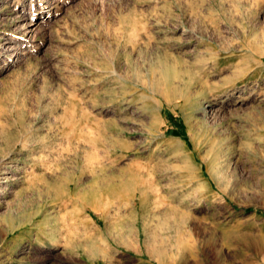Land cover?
<instances>
[{"label": "rangeland", "instance_id": "374dc122", "mask_svg": "<svg viewBox=\"0 0 264 264\" xmlns=\"http://www.w3.org/2000/svg\"><path fill=\"white\" fill-rule=\"evenodd\" d=\"M0 264H264V0H0Z\"/></svg>", "mask_w": 264, "mask_h": 264}, {"label": "bare ground", "instance_id": "6f19581e", "mask_svg": "<svg viewBox=\"0 0 264 264\" xmlns=\"http://www.w3.org/2000/svg\"><path fill=\"white\" fill-rule=\"evenodd\" d=\"M201 107L199 106V107H197V109H200ZM204 113V112H203Z\"/></svg>", "mask_w": 264, "mask_h": 264}]
</instances>
